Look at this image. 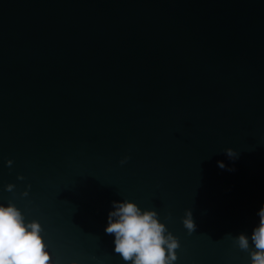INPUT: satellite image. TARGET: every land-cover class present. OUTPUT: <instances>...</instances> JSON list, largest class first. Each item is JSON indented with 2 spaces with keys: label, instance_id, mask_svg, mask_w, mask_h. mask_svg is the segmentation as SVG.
Here are the masks:
<instances>
[{
  "label": "water",
  "instance_id": "obj_1",
  "mask_svg": "<svg viewBox=\"0 0 264 264\" xmlns=\"http://www.w3.org/2000/svg\"><path fill=\"white\" fill-rule=\"evenodd\" d=\"M123 200L157 212L173 264H250L264 0H0V204L41 224L53 264H125L104 231Z\"/></svg>",
  "mask_w": 264,
  "mask_h": 264
},
{
  "label": "clouds",
  "instance_id": "obj_2",
  "mask_svg": "<svg viewBox=\"0 0 264 264\" xmlns=\"http://www.w3.org/2000/svg\"><path fill=\"white\" fill-rule=\"evenodd\" d=\"M224 152L229 158L237 156L232 148H226ZM127 159H122L120 164L126 163ZM6 164L11 167L12 161L8 160ZM217 164L225 168L223 162ZM17 179L23 180L24 177L17 176ZM14 189L15 185L11 183L5 186L7 192L12 193ZM21 196L27 197L28 191L22 192ZM112 206L104 231L114 237L113 251L125 264H173L176 261L180 244L160 222L156 211L141 210L128 200L113 201ZM257 215L259 224L253 228L250 238L243 233L234 238L240 250L249 252L250 264H264V204ZM182 224L189 234L196 230L190 210L185 211ZM42 231L39 222H26L22 212L11 202L7 206L0 204V264H53ZM249 239L254 247L251 251Z\"/></svg>",
  "mask_w": 264,
  "mask_h": 264
}]
</instances>
